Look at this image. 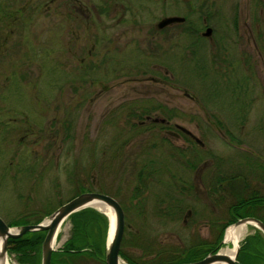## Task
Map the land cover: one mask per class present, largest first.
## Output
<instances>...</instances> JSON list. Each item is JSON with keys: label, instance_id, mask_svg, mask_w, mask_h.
Listing matches in <instances>:
<instances>
[{"label": "flooded vegetation", "instance_id": "af4514ba", "mask_svg": "<svg viewBox=\"0 0 264 264\" xmlns=\"http://www.w3.org/2000/svg\"><path fill=\"white\" fill-rule=\"evenodd\" d=\"M229 1L215 0L211 3L209 0H38L43 10L51 11L68 20L67 26L70 27L71 38L65 40L64 47L63 44L60 45L57 61L62 67L61 62H64L65 59L76 61L78 58V66L75 71L63 69L67 78L75 84H79L81 78H86L89 84H100L101 88L89 93L87 89L77 87L75 92L62 93V89L59 87L61 90L56 92L54 98L48 102L45 112H37L38 115L43 116V125L40 127L27 124L24 113L18 112L22 114V117L19 118L14 116L16 113L14 109H6L7 121L18 123L16 132L21 133L20 137L22 136L18 142L24 141L26 136H31V144L38 145L37 148L44 156L53 154L55 146L59 149L63 143L72 140L66 132L70 130L73 117L76 114L75 110L82 103L88 104L90 107L99 98H102L103 113L101 118L104 119L107 114L105 110H108L116 99H119L120 103L125 101V96L131 89L136 94H150L154 100L151 99L149 103L143 102L148 107L135 102L131 105L132 107L138 106V108H133L134 111H131L132 108L129 107L125 113L126 108L121 107L124 110H121L118 116L112 115L108 119L114 124L120 121L127 122L126 125L134 133L136 128H141L140 131L147 135L153 133L154 135H149L148 138L155 139L157 147H159L157 143L166 144L170 163L176 162L186 170L194 169L195 172L191 180L187 177L181 178L172 175L174 182L171 183L172 187L176 188V185H180L176 191L185 192L187 197L198 202L220 199L221 196L215 190L216 185H221L219 176L216 173L215 177L211 174H204L203 171L207 166L204 161H200L202 155L208 154L211 157L214 155L205 148V137L209 135L206 134L208 130L218 132L224 138L226 146L234 150L232 154L236 159H256L251 164V173L254 174L256 171V177L254 175L248 182L245 178L238 180L239 174L230 175L228 182L223 184L231 198L227 205V218L217 226L214 241L221 230L222 233L216 250H211L208 253H214L220 249L221 245H224L222 239L225 229L239 219L251 217L264 225V187L263 189L256 188V186L258 188L264 186V164L257 161L258 158L264 159V145L257 142L258 139L251 137V133L258 126H264V120L254 117V115L253 119L249 118V113L251 111L254 113L258 104L264 106V0H245L246 7L240 5V0ZM165 6L169 8L168 13H164ZM206 7L213 8L214 11L212 12ZM239 7L247 10V17L246 19L243 17L242 21ZM24 8L21 7L18 12H23ZM148 10L149 13L145 15ZM249 11L251 13H248ZM155 12L161 13L162 16L156 18L150 25H145L146 18ZM165 17L178 19L158 27L157 23ZM211 20L215 21L217 29L220 30L214 39L211 38V35L216 28L209 26ZM58 24L62 28V24ZM78 28H82V32ZM207 28L209 34L205 35ZM7 38L8 35L2 40L7 42ZM164 59L166 60L165 64L162 63ZM127 60L143 61L144 64H139L137 67L130 65L129 70H133L131 67H135L136 70L126 76V67L120 64ZM148 63H150L149 70H147ZM184 68L190 69L198 80H208L210 86L205 87L201 99L195 97L186 87L173 82L172 78L175 75H177V79L180 78V71ZM120 77L122 78L120 84L136 83L138 86L141 85L143 90L147 89V92L142 93L131 88L134 86L123 85L124 88L129 89L117 88L116 92L111 93V89L114 87L107 85V80ZM99 78L102 80H96ZM181 83L185 82L182 80ZM162 90H166V92ZM176 93L178 96H175ZM67 95L69 98L63 103L62 100ZM137 98L143 97L140 95ZM220 98L225 99L222 107L212 104L214 99ZM190 102L199 111L196 115L191 111ZM188 126H192L196 134L191 132ZM247 127L249 130H245ZM0 128V139L3 144H6L7 141H11L10 133L13 129L7 125H1ZM140 131L138 132L140 133ZM3 135L5 139L2 138ZM119 135H123L122 130ZM173 143H177L178 146ZM151 147L154 145L152 144ZM123 151L121 148L116 153L123 158L125 155ZM148 152L145 150L144 155L143 151L139 154V167L135 175L139 171L157 172L160 163L147 162L150 159L146 157ZM36 153L38 152L36 151ZM99 154L104 157L105 150ZM48 158L42 161L41 168H45L46 162H50ZM195 159L200 161L198 164L200 166L197 168H194L195 165L192 162ZM55 162L56 160H54V164H56ZM94 162L95 160L91 159L88 162V170L84 171L83 169V171L87 173L93 167ZM102 164H104V159ZM151 165L152 167L148 168ZM10 170H5L9 177L12 174L16 176L25 173L30 176L35 173L32 172L34 168L28 166H18ZM77 171V166L72 168L67 173L66 179L75 183L76 178L71 175L75 176L73 172ZM43 172L40 174L43 175ZM199 173L203 174V177L197 180L200 182L198 188L202 194L204 192L203 197L195 184V178H198L195 174ZM92 185V179L90 181L82 180L80 184L77 182L71 197L85 191L100 192L99 187L95 189L92 188ZM136 185L140 188L138 193L144 191L138 181ZM208 185L211 186L210 190L214 197L207 195ZM175 194L177 193L175 192ZM238 199L246 201L243 204V209H237ZM255 199L256 201L250 202ZM50 202L51 199H39L36 206L12 219L22 217L29 223L39 222L61 204L58 203L54 208L50 207L47 210L38 209L40 205L49 206ZM138 207L141 209V205ZM185 213L188 215L189 211ZM231 217L234 218L233 221L228 222ZM0 219L7 227H10L9 221L6 222L2 216ZM248 227L252 232L248 234L246 232L243 238L253 234L255 230L261 234L253 225L248 224L247 231ZM135 231L140 234L139 241L143 245L146 238L138 230ZM125 232L127 229L124 225L119 248L125 238ZM243 238L237 243L236 264L239 244ZM8 239L4 247L5 257L4 259L0 258V264H9L10 245ZM214 241L209 244L206 241L197 240L190 245L207 243L211 246ZM144 258L146 257L141 259ZM88 261L86 259L85 264H88Z\"/></svg>", "mask_w": 264, "mask_h": 264}, {"label": "rangeland", "instance_id": "374dc122", "mask_svg": "<svg viewBox=\"0 0 264 264\" xmlns=\"http://www.w3.org/2000/svg\"><path fill=\"white\" fill-rule=\"evenodd\" d=\"M209 1L212 3L215 0ZM229 2H232V0ZM239 2L241 6L246 7L245 0H240ZM21 7L25 8L22 10L23 12L19 13L18 11H20ZM206 8L212 12L214 11L213 8ZM239 8V15L242 21L243 17L244 19L247 17V10ZM168 9L165 6L164 13H168ZM147 13H149V10L145 15ZM248 13H251V11ZM160 16H162L161 13L155 12L149 18H146L144 21L145 25H150ZM58 23L62 24V28ZM67 23L68 20L55 15L51 11L43 10L38 0H0V126L7 125L13 129L10 133L11 141L3 144L0 139V216L6 219V222L17 220L18 218H12L36 206L39 203V199H51L49 206L46 207V204L45 207L40 205L39 210L54 208L58 203H64L70 199L74 185L77 182L80 184L82 180L87 179L90 181L92 179V188L96 189L99 187L100 192L112 196L122 207L123 220L127 232H125V238L121 243L120 249L133 259L139 260L142 257L152 256L153 254H149L150 248H152V252L160 250L167 253L178 249V247H186L197 240L211 244L215 239L217 226L227 218V205L231 198L224 185L228 182L230 175L239 174L237 176L238 180L245 178L248 182L254 175L256 177V171L254 174L251 173V164L256 159H236L234 154H232L234 150L226 146L224 138L218 132L206 131V134L209 135L205 137V148L214 155L212 157L208 154L202 155L200 161H204L206 163L205 166H207L203 171L204 174H211L214 177L217 174L219 176L221 185H216L215 190L223 198L220 197V199L212 201L207 197L210 202L207 200L206 202H202V200L198 202L191 197H187L185 192L175 190L179 200L177 203L181 206H179L181 208L179 214L172 218L158 216L157 210L163 209L168 204L161 182L166 184L169 182L174 183L172 175L181 178L187 177L191 180L195 172L194 169L186 170V168H181L176 162L170 163L166 144L157 143L159 146L157 147L155 139L148 138L149 135H154L153 133L149 135L142 133L140 131L141 128L134 129V133L126 125L127 122L120 121L114 124L109 122L108 119L112 115L118 116L121 110H124L121 107L126 108V113L129 107L132 108L131 111L135 110L133 108H138L137 105L131 106L135 102H138L137 104L149 103L151 99L154 100L150 94H136L131 89L125 96V101L120 103L119 99L114 100L108 110H105L107 114L104 119L101 118L103 113L102 98H99L90 107H88V104L82 103L75 110L76 114L73 117L70 130L66 132L71 136L72 140L68 143H63L62 146H59V149L55 146L53 154L44 156L39 151L40 149L37 148L38 145L31 144V136H26L24 141L18 142L22 138V136L20 137L21 133L16 132L18 123L16 121H7L6 116L8 114L6 109H14L16 112L14 116L19 118L22 117V114L18 112L24 113L27 124L40 127L43 125V116L38 115L37 112H45L48 102L54 98L56 92L62 89V93L66 91L72 93L77 91V87H83L89 93H92L97 88H101L100 84H89L86 78H81L79 84H75L71 82V79L67 78L64 70L75 71L78 66V58L76 61L65 59L64 62H61L63 68L60 67L57 61L60 45L63 44L64 47L65 40L71 38L69 34L70 27L69 25L67 26ZM209 26L216 28L211 35V38L214 39L220 33V30L217 29L214 20L210 21ZM78 29L82 32V28ZM6 35H8L7 42H4L2 39ZM130 56L132 58V55ZM165 62L166 60L164 59L162 63L165 64ZM139 64L142 65L144 62L127 60L120 65L126 67L125 74L127 76L128 73L136 70L135 67H131L133 70H129L130 65L137 67ZM149 68L150 63L147 64V70ZM180 72V78L177 79V75H175L172 78L173 82L179 86L186 87L195 97L201 99L205 87L210 86L208 80H198L191 70L187 68ZM121 80V77L107 80V85L114 87L111 89V93L116 92L117 88H124L123 85L134 86L131 88L142 93L147 92V89L143 90L144 88L136 83L129 82L122 85L120 84ZM182 80L185 83L182 84ZM162 91L166 92V90ZM140 95L143 98H137ZM89 96L92 95L89 94ZM175 96H178L177 93ZM68 98L69 95L65 96L62 100L63 103ZM119 103L120 106L118 105ZM224 103L225 99L223 98L212 101V104L221 107ZM190 104L191 111L196 115L197 107L191 102ZM145 106L148 107L146 104ZM253 115L264 120V106L258 104V108L255 107L254 113L252 111L249 113V118L253 119ZM188 128L196 134L192 126H188ZM246 129L249 130L248 127ZM121 130L123 135H119ZM251 137L258 139L257 142L264 145V126H258L251 133ZM2 138L5 139V136L3 135ZM152 144L154 147H151ZM175 145L178 146L177 143ZM72 148L73 152L71 153ZM121 148L125 154L123 158L116 153ZM103 150H105V158L101 156L102 154H99ZM145 150L149 151L146 157L160 163L157 169L160 174L156 181H152L143 192L137 193L134 197V187L137 184L135 174L139 167V154L143 151L142 154L144 155ZM56 152L58 154H55ZM47 157H49L48 161L50 162H46L45 168H41L42 161ZM190 158L192 159V157ZM91 159L95 160L93 167L85 173L84 171L88 170V162ZM103 159L104 164H102ZM54 160H56V164H54ZM200 161L198 159L192 161L195 165L194 168L200 166L198 165ZM257 161L264 164V159L258 158ZM18 166L33 167L34 171L32 172L35 173L31 174L33 176H28L24 173L25 176H14L12 174L9 177L6 173L7 169L10 170ZM76 166L78 171L76 173L73 172L75 176L71 175V177L76 178V182L73 183V181L67 180L66 177L67 173ZM81 168L82 171H80ZM42 172L43 175L40 174ZM195 175L198 176V178H195V184L200 191L198 188L200 182L197 180L201 179L203 174ZM179 186L176 185V189ZM263 187L259 186L258 188L256 186L257 189H263ZM210 188L211 186L209 187L208 185L207 195L214 197ZM260 191L263 192L262 190ZM200 193L203 197L204 192L202 194L200 191ZM138 205H141V209H139ZM157 206L160 207L157 208ZM186 211H189L188 215L185 213ZM18 225H22V223ZM11 226L14 227L15 225ZM70 229L71 224L65 219L59 227L53 248L57 245L61 248L62 243L69 236ZM135 230H138L146 238V242L142 245L143 247L132 244L131 233ZM251 232L252 230L248 227L246 234ZM223 246L221 245V247ZM8 260L10 264H19L14 259L13 253H9ZM88 260V264H102L91 258Z\"/></svg>", "mask_w": 264, "mask_h": 264}, {"label": "trees", "instance_id": "16d2710c", "mask_svg": "<svg viewBox=\"0 0 264 264\" xmlns=\"http://www.w3.org/2000/svg\"><path fill=\"white\" fill-rule=\"evenodd\" d=\"M153 161L152 159L147 160V162ZM151 167L152 165L148 166V168ZM159 174V171L154 173L139 171L136 175V179L141 189L144 190L152 181L158 179ZM161 184L164 188V195L166 196L165 199L168 204L163 209L157 210L158 216L175 217L181 210L180 204L177 203L179 200L177 199V194H175L176 188L172 187L171 182L167 184L161 182ZM137 186L138 185L134 187V197L140 189ZM252 201H256V199L250 202ZM244 202L246 201L238 199L237 203L239 206L237 209H243ZM158 207L160 206H157V208ZM67 219L71 224L69 236L62 243L61 248L51 252L49 264H85L86 259L89 258L104 264L103 247L107 231L106 217L95 209L87 207L70 214ZM233 219L234 218L231 217L228 222L233 221ZM21 223L25 224L27 222L20 217L17 220L8 222V225L16 226ZM221 233L222 230L211 246L207 245V243L200 245L194 244L186 247H178V249L168 251L167 253L160 250H154V252H152V248H150L149 254L153 255L139 260H135L128 256L120 248L118 255L124 259L127 264H179L182 262L195 261L203 258L211 250H216V245L220 241ZM139 235L140 234L136 231L132 232V244L134 246L139 245L143 247L139 241ZM43 236V231H26L19 237L9 238V253L14 254V259L19 264H39L40 243ZM236 261L237 264H264V238L257 230H255L253 234L243 238L240 242Z\"/></svg>", "mask_w": 264, "mask_h": 264}, {"label": "water", "instance_id": "95a60500", "mask_svg": "<svg viewBox=\"0 0 264 264\" xmlns=\"http://www.w3.org/2000/svg\"><path fill=\"white\" fill-rule=\"evenodd\" d=\"M176 17H165L161 19L157 24L158 27H162L171 21H175ZM205 35L209 34L207 28ZM98 203L108 207L113 213L112 230L109 234V218L108 216L95 208L92 204ZM93 208L102 213L107 220V231L103 247V262L104 264H118V250L123 233L124 222H123V211L119 203L111 196L100 192L86 191L77 194L70 198L64 203L56 207L48 216L43 218L41 221L35 224H23L16 227H7L0 219V258L4 259V247L7 238H16L22 235L26 231H44L43 239L40 243V255L39 264H49L50 255L53 250V242L56 238L62 222L72 213L83 209ZM239 222H245L256 227L264 238V225L255 218H243L236 221L234 224ZM223 242V240H222ZM232 259L226 258L224 255L219 253V250L214 253H207L203 258L195 261L182 262L179 264H236L235 255Z\"/></svg>", "mask_w": 264, "mask_h": 264}, {"label": "bare ground", "instance_id": "6f19581e", "mask_svg": "<svg viewBox=\"0 0 264 264\" xmlns=\"http://www.w3.org/2000/svg\"><path fill=\"white\" fill-rule=\"evenodd\" d=\"M92 205L108 216L109 218V232L108 233L110 234L112 230V220H113L112 211L108 207L102 204L93 203ZM247 225L248 223L239 222L225 229L223 239H222L224 246L219 249L220 254L224 255L228 259H232L234 257V253L236 251L238 241L247 232ZM214 264H217V263H214Z\"/></svg>", "mask_w": 264, "mask_h": 264}]
</instances>
